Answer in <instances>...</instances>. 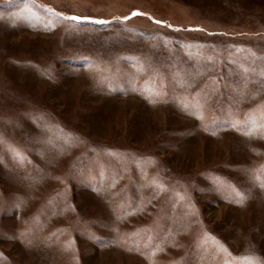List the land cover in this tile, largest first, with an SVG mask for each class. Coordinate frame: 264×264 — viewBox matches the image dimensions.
I'll list each match as a JSON object with an SVG mask.
<instances>
[{"label":"rangeland","instance_id":"rangeland-1","mask_svg":"<svg viewBox=\"0 0 264 264\" xmlns=\"http://www.w3.org/2000/svg\"><path fill=\"white\" fill-rule=\"evenodd\" d=\"M246 258L264 0H0V264Z\"/></svg>","mask_w":264,"mask_h":264},{"label":"snow or ice","instance_id":"snow-or-ice-1","mask_svg":"<svg viewBox=\"0 0 264 264\" xmlns=\"http://www.w3.org/2000/svg\"><path fill=\"white\" fill-rule=\"evenodd\" d=\"M28 3H31L33 2V0H27ZM138 14H141V13H137V12H133L132 15H138ZM71 19H74V20H80L82 19L81 17H71ZM127 19V17L125 18ZM101 23H103V21H99ZM157 23H160L159 21H157ZM249 260V264H254V261L251 259V258H246Z\"/></svg>","mask_w":264,"mask_h":264}]
</instances>
